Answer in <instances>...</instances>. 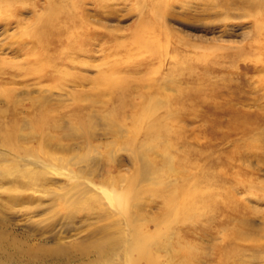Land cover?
<instances>
[{
	"label": "rangeland",
	"instance_id": "obj_1",
	"mask_svg": "<svg viewBox=\"0 0 264 264\" xmlns=\"http://www.w3.org/2000/svg\"><path fill=\"white\" fill-rule=\"evenodd\" d=\"M7 92L0 264H264V0H0Z\"/></svg>",
	"mask_w": 264,
	"mask_h": 264
},
{
	"label": "bare ground",
	"instance_id": "obj_2",
	"mask_svg": "<svg viewBox=\"0 0 264 264\" xmlns=\"http://www.w3.org/2000/svg\"><path fill=\"white\" fill-rule=\"evenodd\" d=\"M68 21V20H67ZM51 27V26H50ZM44 30H45V27H43ZM47 28V26H46ZM52 28V27H51ZM48 30V29H47ZM45 30V31H47ZM50 31V30H49ZM48 32V31H47ZM53 32V31H52ZM61 32V31H60ZM38 34V33H37ZM41 34V33H40ZM46 34V33H45ZM48 34V33H47ZM53 34V33H52ZM51 34V35H52ZM41 36V35H39ZM35 37L38 39V37ZM43 37V36H42ZM40 38V37H39ZM40 41V39H38ZM42 41V40H41ZM43 42V41H42ZM48 46V45H47ZM39 47V45H38ZM41 47V46H40ZM48 49V47H47ZM11 92L6 94L7 98H8V103L9 104H4L5 106H0V139H1V142H0V145L4 146L5 150L9 151V152H15L17 154L18 151L21 152V150H23V154H25V141L27 139V125L25 124L26 122L21 118L19 117L20 116V113H18V106L15 105L12 101H11V96H10ZM5 96V95H4ZM10 100V102H9ZM7 101V100H6ZM119 101L121 102V105L122 107L124 108L127 104L128 101L126 99V97H124V99H122V97L119 98ZM186 108V107H184ZM20 109V108H19ZM188 109V108H187ZM173 115V113H172ZM25 118V117H23ZM47 119L45 118L43 115L39 118H35L36 121H44L42 119ZM25 122V123H24ZM19 123H21V125H19ZM39 123V122H38ZM45 123V122H44ZM43 123V124H44ZM47 124V123H46ZM44 124V125H46ZM43 126V125H42ZM46 127V126H45ZM44 128L41 127L40 130H43ZM247 133V132H246ZM249 136V135H248ZM11 150V151H10ZM13 152V153H14ZM3 156V154H2ZM7 156V155H5ZM8 158V157H7ZM6 158V160H7ZM238 160H244L246 161L248 158V155L247 154H243V153H239L236 155V157ZM264 158V157H263ZM21 160L24 162V164H26V161H27V158L26 156L23 155V157H21ZM22 178L24 180H27L28 179V174H27V171H23V174H22ZM245 208H241V206H236V205H231V206H228V207H225L222 209L221 211V215H223V220L220 222L221 224H228V223H231L233 222L234 220L238 219V220H243L242 218H240L239 214L242 213V211H244ZM141 219V218H140ZM137 220V219H134V218H128L127 219V224L132 228V232L135 234L137 232H139V235L137 236L138 240H140L139 238L141 237L142 234L146 235L142 229V225L141 224V220ZM152 221V220H151ZM152 223L154 224V226L157 228L158 226V220L156 219L155 221H152ZM125 231V230H124ZM190 232V231H189ZM193 232V231H192ZM132 233V234H133ZM195 233V232H194ZM205 232H203L202 234H204ZM103 234V233H102ZM126 234V233H125ZM207 235V233H205ZM106 235V234H105ZM108 235V234H107ZM155 235V234H154ZM211 235V234H210ZM209 235V236H210ZM147 236V235H146ZM151 236V235H150ZM213 236V235H211ZM112 245H114L116 247V245L118 244L115 240H112ZM121 244V243H120ZM128 244V243H127ZM168 244V243H167ZM172 244H175V243H169L168 246L171 247V249L173 248L172 247ZM122 245V244H121ZM120 245V246H121ZM160 245V244H159ZM120 246L117 247L120 248ZM162 246H165L163 245L162 243ZM161 246V247H162ZM177 246V244H176ZM181 246V245H180ZM114 247V248H115ZM126 247H129V251H132V253L136 252V254H138L139 258H140V261L141 260H144L146 262H148L149 260V257L147 255H145V253L143 251H139V249L136 251L135 249L131 248L129 245L128 246H125L124 245V248ZM166 247V246H165ZM164 247V248H165ZM163 248V249H164ZM162 249V250H163ZM178 249V248H177ZM77 250V249H76ZM83 250V249H82ZM94 251H88L87 249L83 250L81 252V256L80 257H76L75 256H72V255H69L65 252V250L63 252H65L66 254H63L61 255V257H59V259L62 260V262H64L63 264H76V263H81V264H91L93 262H96L97 260H99V258H101L106 252H108L109 249L105 248L103 244H99V245H96L94 248H93ZM113 248L108 252L109 253H113ZM126 250V251H127ZM61 251V250H59ZM125 251V252H126ZM165 251V250H164ZM173 251V250H172ZM182 251V249H181ZM93 252V253H92ZM124 252V254H125ZM128 252V251H127ZM168 252V251H167ZM166 252V253H167ZM22 253L25 254L26 256L28 255V251H25V250H22ZM71 253V252H70ZM76 253H78L76 251ZM171 251L169 250V255H170ZM174 253V252H173ZM92 254H95V259H93V256ZM117 254V253H116ZM128 254V253H126ZM125 254V256H126ZM172 254V253H171ZM178 254V253H177ZM129 255V254H128ZM182 255V254H181ZM180 255V256H181ZM54 256H55V253H54ZM57 256V255H56ZM63 256V257H62ZM171 256V255H170ZM52 257V256H51ZM117 258V257H116ZM171 258V257H170ZM183 258V257H182ZM184 261H186V257L184 256ZM257 258V257H256ZM255 258V259H256ZM188 260V259H187ZM87 261L89 263H87ZM174 262V261H173ZM149 264V262H148ZM152 264V263H151Z\"/></svg>",
	"mask_w": 264,
	"mask_h": 264
}]
</instances>
